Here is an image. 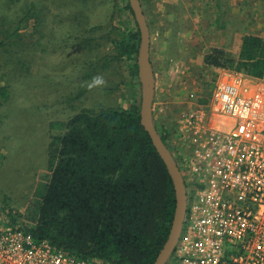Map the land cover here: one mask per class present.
Wrapping results in <instances>:
<instances>
[{"label":"trees","instance_id":"obj_1","mask_svg":"<svg viewBox=\"0 0 264 264\" xmlns=\"http://www.w3.org/2000/svg\"><path fill=\"white\" fill-rule=\"evenodd\" d=\"M40 1L57 3L62 10L72 3L69 12L54 14L53 19L58 23L70 20V26L77 29L74 40L82 49L92 46L93 34L100 30L104 45L111 44L101 69L127 63L130 81L138 83L140 36L128 0L117 6L114 19L119 21L118 27L89 30L85 29L83 8L93 0ZM3 2L16 7L21 0ZM25 2L30 8L23 16L18 11L8 23L6 16H0V53L23 68L29 59L22 53L23 31L30 28L40 32L46 22L52 21L48 4L43 3L37 10L36 0ZM140 5L143 10L141 2ZM202 62L214 70L227 69L264 80V39L243 36L236 57L213 48ZM13 90L9 82L0 87V106L9 100ZM139 112L140 102L136 101L128 109H82L74 114L61 126L62 134L50 137L49 175L35 190L25 213L16 214L5 209L4 204L0 207L9 225L89 263L154 264L168 239L176 201L171 178L140 124ZM155 127L168 147L175 129L169 125Z\"/></svg>","mask_w":264,"mask_h":264},{"label":"rangeland","instance_id":"obj_2","mask_svg":"<svg viewBox=\"0 0 264 264\" xmlns=\"http://www.w3.org/2000/svg\"><path fill=\"white\" fill-rule=\"evenodd\" d=\"M139 1L150 32L153 122L158 128L175 129L171 148L177 139V121L204 104L218 74L227 70L208 68L202 58L213 48L236 57L246 35L264 39V0ZM120 2L93 0L83 8L85 29L118 27L114 15ZM43 3L50 7L52 21L40 32L23 31L22 53L29 57L26 67L0 53V87L9 82L14 89L0 106V207L4 204L20 215L33 201L37 187L47 181V147L52 135L63 133V124L82 109H128L141 98L139 81H130L129 64L101 69L111 44L104 45L100 30L93 34L92 46L82 49L74 40L77 29L70 20L53 19L54 14L69 12L72 3L64 10L51 1ZM42 4L36 0V9ZM26 5L25 0L16 7L0 0V16L10 22L18 11L23 16L30 8ZM172 153L179 163V152L172 148Z\"/></svg>","mask_w":264,"mask_h":264},{"label":"built area","instance_id":"obj_3","mask_svg":"<svg viewBox=\"0 0 264 264\" xmlns=\"http://www.w3.org/2000/svg\"><path fill=\"white\" fill-rule=\"evenodd\" d=\"M176 138L168 149L181 155L186 213L165 264H264V80L222 70ZM0 264L99 262L35 240L0 212Z\"/></svg>","mask_w":264,"mask_h":264},{"label":"water","instance_id":"obj_4","mask_svg":"<svg viewBox=\"0 0 264 264\" xmlns=\"http://www.w3.org/2000/svg\"><path fill=\"white\" fill-rule=\"evenodd\" d=\"M138 28L140 43L136 56L137 77L141 88L140 124L151 139L157 154L164 163L171 178L176 208L167 241L154 264H165L175 249L183 227L186 213V192L177 163L168 147L162 142L153 122V100L155 94V76L150 60V32L139 0H128Z\"/></svg>","mask_w":264,"mask_h":264},{"label":"crops","instance_id":"obj_5","mask_svg":"<svg viewBox=\"0 0 264 264\" xmlns=\"http://www.w3.org/2000/svg\"><path fill=\"white\" fill-rule=\"evenodd\" d=\"M153 110H154V104H153Z\"/></svg>","mask_w":264,"mask_h":264}]
</instances>
